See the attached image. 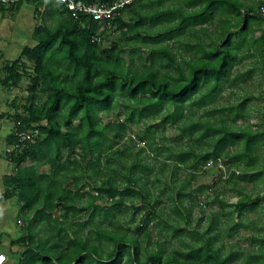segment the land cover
I'll return each mask as SVG.
<instances>
[{
    "label": "trees",
    "instance_id": "trees-1",
    "mask_svg": "<svg viewBox=\"0 0 264 264\" xmlns=\"http://www.w3.org/2000/svg\"><path fill=\"white\" fill-rule=\"evenodd\" d=\"M25 1L35 2L36 20L44 9L56 23L36 24L37 43L0 72L5 87L18 88L25 75L31 80L23 111L10 116L6 142L20 146L5 151L15 168L0 194L19 204L13 264H264V237H253L254 245L260 239L257 249H223L210 225L203 232L188 228L186 203L203 208L200 197L221 182L264 179V107L254 123L253 94L232 101L240 79L253 73L252 65L245 71L236 65L257 52L264 70V27L250 24L264 23L262 0L239 2V20L223 11L228 0H132L103 30L62 0ZM25 1L0 10L18 13ZM119 104L126 119L118 113V122L104 124L100 115ZM140 122L147 125L142 131H129ZM169 126L177 131L172 138ZM34 132L35 142H19ZM138 140L143 146L135 152ZM210 162L218 167L216 181L194 187ZM247 208L244 197L234 204L239 216ZM174 240L180 246L168 247Z\"/></svg>",
    "mask_w": 264,
    "mask_h": 264
},
{
    "label": "rangeland",
    "instance_id": "rangeland-1",
    "mask_svg": "<svg viewBox=\"0 0 264 264\" xmlns=\"http://www.w3.org/2000/svg\"><path fill=\"white\" fill-rule=\"evenodd\" d=\"M25 1V0H24ZM244 1L258 4L261 0H228L223 2V11L232 12L239 20V2L244 3ZM170 4V2H168ZM10 5V4H9ZM4 7H6L4 5ZM35 2L25 1L18 13H11L8 10L3 15L2 10H0V54L2 57L0 59V72L6 66L9 61L15 60L18 58L24 47H33L37 42L33 39V30L36 24L42 23L49 26H53L56 22L51 19L53 14L50 10L42 9L43 17L41 20H36L35 17ZM235 8L234 11L232 9ZM225 16L224 14L218 15L215 18V23ZM227 21L231 17L226 16ZM234 21L235 18L232 17ZM227 28L232 27V23ZM251 26L256 27L257 25H263L264 23L252 19L250 22ZM212 26H210L211 28ZM249 38H252L251 27L247 35ZM109 42H105L104 46H108ZM147 53L149 49H146ZM253 57H247L243 60L241 65H236V70L245 71L251 65L253 67V73L245 74L239 81L238 87L234 89L235 97L232 101H235L236 96L239 98H244L250 94H253V98L250 106L253 110L252 122L256 123L259 121L260 115L263 113L264 103L260 99L261 93L264 91V70L262 68V59L257 52L252 53ZM126 64L130 65L131 60L129 55L124 54ZM33 63H29L28 70L31 71L33 68ZM256 67V68H255ZM28 71V72H29ZM27 72V73H28ZM237 72V71H236ZM233 73L231 76H234ZM31 83L28 75H25L20 83L18 88L5 87L0 85V114H4V123L0 125V194L4 192L3 179L6 174L12 173L15 166L12 163H8L5 157V145L3 140L12 132L13 122L10 118L11 115L16 112L23 111V105L26 103V88ZM226 92H228L226 90ZM45 94H42V98L45 99ZM238 98V97H237ZM17 99L16 104L12 105L13 100ZM258 111V112H257ZM257 112V114H256ZM118 113L120 114L119 120L126 119L127 114L126 110L122 105H117L114 112L111 114H101V118L104 124H109L112 122H118ZM1 121V122H2ZM75 125L77 121L74 122ZM147 126L144 123L140 122L139 124L129 125V131H133V134L137 135L138 131H142L143 128ZM2 127V129H1ZM170 138L177 134V131L170 126L165 132ZM112 137V135H110ZM136 140V139H135ZM128 142H130L128 140ZM122 142L116 147V149L122 148ZM139 147L135 148V152L138 151L143 146L141 141H137ZM151 161V157H146ZM125 163L130 164V162L125 161ZM156 164V162H154ZM262 167L263 164H260ZM261 167V168H262ZM218 167L209 166L206 167V173L202 174L197 181L194 182V187H198L201 184L207 183L212 184L216 177V170ZM242 173V168H239ZM185 173H181L183 178ZM216 191H211L208 195L203 194L200 197V201L207 204L206 207L201 208L199 204L192 203L189 205V201L186 203L192 209V224L189 229H197L200 232L206 230L209 225L211 228V234L215 235L217 239L216 244L221 246L223 249H229L230 244H232V249L234 251H239L243 248L253 247V237L258 235V237H264V199L258 200L259 197L264 195V179L254 180L253 182H241L239 185L235 183L225 184L221 182V185L216 187ZM161 197L163 203L167 205L166 194L167 191H164V185L161 187ZM218 194V195H217ZM260 194V195H258ZM259 197H258V196ZM244 197L249 208H247L242 217H239L238 212L234 210V204L237 201ZM221 200V201H220ZM199 201V200H198ZM186 204V205H187ZM133 211H131L132 213ZM19 204L17 199H10L8 201L0 200V231L5 232L3 236V243L0 246L1 253L6 254V260L3 264H13L18 260L19 254L14 253L17 250V246L11 244V237L20 234V224L19 221ZM141 216V215H140ZM138 214V217H140ZM232 217V219H231ZM232 221H235L232 223ZM242 223L244 226H242ZM232 228V236L228 237L226 229ZM159 237L161 240V236ZM198 237V236H197ZM259 243V242H258ZM175 246L179 247L180 244L176 240L172 241V244L168 247ZM0 253V254H1Z\"/></svg>",
    "mask_w": 264,
    "mask_h": 264
},
{
    "label": "built area",
    "instance_id": "built-area-1",
    "mask_svg": "<svg viewBox=\"0 0 264 264\" xmlns=\"http://www.w3.org/2000/svg\"><path fill=\"white\" fill-rule=\"evenodd\" d=\"M17 1L21 0H0V6H9V4H14ZM66 6L69 8V10H72L73 12H80L94 20H97L101 23V30L105 29L107 26L110 25L111 21L114 20L117 15L120 14V9L123 8L125 5L130 4L132 0H115L112 4H86L85 2L79 0H62ZM261 14L264 16V0H262L261 5ZM261 122L264 124V116L261 120ZM35 133H32L29 137L23 136L19 142L24 143L26 141L35 142V139L33 138L35 136ZM20 145H13L8 146L7 151L10 152L16 147H19ZM210 166H212V163H209ZM219 167L222 171H224V174L219 177V179H225L227 177V169L226 165L219 163ZM5 259L4 255H0V261Z\"/></svg>",
    "mask_w": 264,
    "mask_h": 264
},
{
    "label": "crops",
    "instance_id": "crops-1",
    "mask_svg": "<svg viewBox=\"0 0 264 264\" xmlns=\"http://www.w3.org/2000/svg\"><path fill=\"white\" fill-rule=\"evenodd\" d=\"M7 11V10H6ZM6 11H2L1 13H3V15H5L6 13ZM10 11V10H9ZM11 12V11H10ZM13 13V12H12ZM1 53V52H0ZM223 95H225V92L223 91ZM4 119V114H0V125L2 124L3 125V120ZM2 121V122H1ZM1 129H2V127H1ZM7 138V137H6ZM6 138L3 140V142H4V145H5V148H6V150H7V148H8V144H7V142H6ZM8 163H11V162H9L8 160H6ZM29 164H31V162H27L26 163V166H28ZM46 169H49V166L48 165H46V166H43V170H46ZM111 173H113V172H111ZM4 186V185H3ZM259 195V194H258ZM257 195V196H258ZM244 200H245V198H244ZM245 212V211H244ZM244 214V213H243ZM243 216V215H242ZM242 216H239V217H242ZM234 223H236L235 221H234ZM242 226H244L243 224H242ZM254 236H256V235H254ZM253 239H255V238H253ZM257 239V238H256ZM258 242H260V239H257L256 241H255V245H254V247L257 249L258 248ZM6 255V254H5Z\"/></svg>",
    "mask_w": 264,
    "mask_h": 264
},
{
    "label": "clouds",
    "instance_id": "clouds-1",
    "mask_svg": "<svg viewBox=\"0 0 264 264\" xmlns=\"http://www.w3.org/2000/svg\"><path fill=\"white\" fill-rule=\"evenodd\" d=\"M0 255H4V256H5V259H4V260H6V255H5L4 253H1ZM4 260L2 259V260L0 261V264H2Z\"/></svg>",
    "mask_w": 264,
    "mask_h": 264
},
{
    "label": "bare ground",
    "instance_id": "bare-ground-1",
    "mask_svg": "<svg viewBox=\"0 0 264 264\" xmlns=\"http://www.w3.org/2000/svg\"><path fill=\"white\" fill-rule=\"evenodd\" d=\"M4 261H5V260H4ZM4 261H3V262H4ZM2 264H3V263H2Z\"/></svg>",
    "mask_w": 264,
    "mask_h": 264
}]
</instances>
